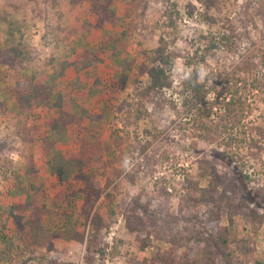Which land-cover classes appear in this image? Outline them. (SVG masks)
Segmentation results:
<instances>
[{
    "label": "rangeland",
    "instance_id": "rangeland-1",
    "mask_svg": "<svg viewBox=\"0 0 264 264\" xmlns=\"http://www.w3.org/2000/svg\"><path fill=\"white\" fill-rule=\"evenodd\" d=\"M254 1L221 0L209 10L215 22H208L203 0H104L100 11L91 0H0V264H85L89 227L85 233L77 227L71 238L58 227L84 222L87 199L79 190L87 174L100 185V193L91 191L92 210L110 224L97 264H160L153 261L157 252L191 258L189 264L264 261V219L255 227L250 217L251 210L264 216V140L251 149L202 139L177 94L176 109L140 95L156 49L177 55L169 70L179 87L197 66L200 36H219L229 22L244 32L242 48L255 50L260 61L263 20L256 15L252 24L244 13ZM89 52H99L101 61ZM234 60L219 50L200 67L201 75L214 76L207 98L214 110L225 94L216 74L230 71ZM258 70L262 76L264 68ZM98 80L114 86L102 88ZM60 93L65 110L83 117L87 130L52 129ZM249 102L242 125L264 124V89ZM203 169L216 177L206 175L202 186L217 185L210 197L191 200L187 179L198 181ZM231 204L233 243L226 249L211 233L214 224H229ZM11 208L18 215H9ZM128 215H139L152 232L144 250L127 228Z\"/></svg>",
    "mask_w": 264,
    "mask_h": 264
},
{
    "label": "trees",
    "instance_id": "trees-1",
    "mask_svg": "<svg viewBox=\"0 0 264 264\" xmlns=\"http://www.w3.org/2000/svg\"><path fill=\"white\" fill-rule=\"evenodd\" d=\"M221 0H203L205 11L201 14L205 20L208 22H215V17L209 14V10L216 7ZM255 6L251 4H246L244 13L247 16V20L254 24L253 18L258 15L262 17L263 20V29L261 39L264 41V0L254 1ZM93 10H105L107 9L104 4V0H91ZM2 21H6L7 18H2ZM227 32L219 34V36L210 34H202L200 38L202 39L203 48L201 50V55L197 59V66L194 68L193 72L186 76L179 87H174V81L171 77L170 67L174 60L177 58L175 52L166 53V48L160 46L155 50L158 58L155 59L152 66L147 68V75L149 78L148 85L144 88L140 95L147 100L156 101V102H169L173 109H176V101L173 99V95L177 94L179 99H181L183 106L192 109L193 122L196 124V130H198V135L202 139H210L218 141L221 144H224L228 147L237 146L240 144H247L251 149L257 148L261 149L262 142L264 140V124H253V125H242L244 118L252 111L251 102H249L254 92L257 90L264 89V73L260 75L258 70L259 66L264 68V55L260 57V61L257 60L258 56L255 53V50H252L250 47L242 48L240 43L242 35H245L244 32H240L232 24L228 23L225 26ZM246 30V29H244ZM245 38V36H244ZM255 46L253 43H251ZM226 51L233 55L236 60L233 61L232 69L227 73L219 72L216 74V83L224 91V95L221 97L219 94L218 97L214 100L219 106L214 110V105L207 98L210 91L212 90V82L214 79L208 77L209 70L206 71L208 74H202L204 68H200L202 63H207V57L216 54L217 51ZM96 54V55H95ZM103 54V53H102ZM195 54H199L197 51ZM99 52H89V59H96L101 61L99 58ZM90 61V60H89ZM158 61V62H157ZM192 62L191 59L188 60L186 65H190ZM90 62L86 63L89 65ZM199 67V68H198ZM204 71V70H203ZM119 83H122L121 81ZM102 88L114 86V83L111 82L105 83L98 80V84ZM171 92L169 93V91ZM169 94V96H168ZM220 101V102H218ZM33 103V102H32ZM31 103V104H32ZM54 105L59 109V115L52 119V129L58 134H68L73 133L76 130L85 131L86 127H83V117L77 116L69 111L65 110L63 106V96L58 94L57 102ZM140 111V110H139ZM145 113V112H143ZM218 118L215 120L213 118ZM264 122V117L263 120ZM81 129V130H80ZM228 157H232L227 154ZM50 164H53V160L50 161ZM202 164H211L207 160L202 162ZM82 167H80L81 169ZM83 169V168H82ZM56 172L61 174V171L58 169ZM204 173L200 174L198 181H193L187 179L191 192L188 194V198L194 200L199 195L200 201L210 197V191L216 187L215 177L216 172L211 170L208 174L203 169ZM209 175L213 178L214 182H210L207 186H202L201 181ZM86 183L84 187H80L79 192L84 193L86 203H90L89 207L87 204L82 208V215L84 216V222H69L66 220L61 226L64 235L67 238H71L74 235L77 229L82 227L83 233L86 232V228L89 227L88 237L86 240V250L84 255L85 264H97L98 259H101L106 253V245L103 244L102 239L104 240L107 237V232L110 229V224L105 220V217L101 214L100 211L93 212V207L95 201L91 200V191L100 193V185L95 180L94 176L87 174L85 176ZM217 181V180H216ZM38 193V192H37ZM77 191L75 194L77 195ZM39 193L37 194V196ZM71 195V194H70ZM66 196L68 199V204L72 207L75 206L74 198L75 196ZM93 201V202H92ZM219 205V204H218ZM236 205V204H233ZM229 212V224L220 225V223L214 224V231L211 233L212 238L226 249H231L232 245V236H233V208L232 204L230 205ZM251 222L256 227V225L264 219V216L259 215L256 211L251 210ZM9 215H18V210L11 208ZM135 220V224L133 223ZM34 222L35 219H33ZM31 220V221H33ZM259 220V221H258ZM33 223V222H32ZM40 232L43 231V226H38ZM37 227V228H38ZM78 227V228H77ZM127 228L131 233L137 235V239L140 241L142 250L146 249L147 246L151 244L152 232L149 231V227L139 216H127ZM105 230V232H104ZM44 232V231H43ZM196 244H199V240L196 239ZM211 245L207 246L208 251L210 250ZM160 251V250H159ZM156 257L153 261L160 264H189L191 258L187 261H176L171 255L160 254L159 252L154 254ZM255 264H264V261L256 260Z\"/></svg>",
    "mask_w": 264,
    "mask_h": 264
}]
</instances>
